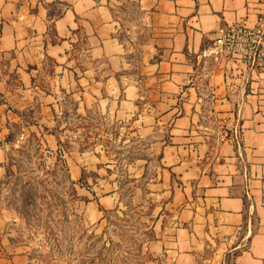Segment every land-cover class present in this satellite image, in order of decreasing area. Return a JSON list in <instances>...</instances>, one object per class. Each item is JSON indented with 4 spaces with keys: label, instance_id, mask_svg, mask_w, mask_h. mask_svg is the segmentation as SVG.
<instances>
[{
    "label": "crops",
    "instance_id": "0c3cea01",
    "mask_svg": "<svg viewBox=\"0 0 264 264\" xmlns=\"http://www.w3.org/2000/svg\"><path fill=\"white\" fill-rule=\"evenodd\" d=\"M263 11L264 0H0V163L17 129L76 181L90 155L60 152L56 129L94 117L145 149L132 162L156 213L151 257L264 264V67L209 53L220 29ZM76 191L89 223L119 203ZM0 264L33 263L3 251Z\"/></svg>",
    "mask_w": 264,
    "mask_h": 264
},
{
    "label": "rangeland",
    "instance_id": "374dc122",
    "mask_svg": "<svg viewBox=\"0 0 264 264\" xmlns=\"http://www.w3.org/2000/svg\"><path fill=\"white\" fill-rule=\"evenodd\" d=\"M68 117L56 129L60 152L90 155L91 168L76 181L68 178L63 159H46L50 154L32 137L21 138L14 129L6 140V159L0 163V252L27 255L33 264H161L146 251L156 213L132 162L145 149L94 117ZM78 187L88 197L115 191L119 203L101 220L86 222L82 205L88 199L77 194Z\"/></svg>",
    "mask_w": 264,
    "mask_h": 264
},
{
    "label": "built area",
    "instance_id": "2783aa9c",
    "mask_svg": "<svg viewBox=\"0 0 264 264\" xmlns=\"http://www.w3.org/2000/svg\"><path fill=\"white\" fill-rule=\"evenodd\" d=\"M209 53L216 60L224 59L244 64L251 70H261L264 67V11L258 14L252 26L238 23L220 29Z\"/></svg>",
    "mask_w": 264,
    "mask_h": 264
},
{
    "label": "trees",
    "instance_id": "16d2710c",
    "mask_svg": "<svg viewBox=\"0 0 264 264\" xmlns=\"http://www.w3.org/2000/svg\"><path fill=\"white\" fill-rule=\"evenodd\" d=\"M59 160V154H58V156L56 157V161H58ZM99 210H100V207H99Z\"/></svg>",
    "mask_w": 264,
    "mask_h": 264
}]
</instances>
